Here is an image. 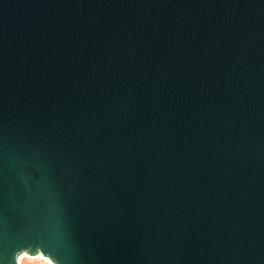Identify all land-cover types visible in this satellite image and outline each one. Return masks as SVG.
Listing matches in <instances>:
<instances>
[{"label": "water", "instance_id": "1", "mask_svg": "<svg viewBox=\"0 0 264 264\" xmlns=\"http://www.w3.org/2000/svg\"><path fill=\"white\" fill-rule=\"evenodd\" d=\"M264 264V0H0V264Z\"/></svg>", "mask_w": 264, "mask_h": 264}, {"label": "rangeland", "instance_id": "2", "mask_svg": "<svg viewBox=\"0 0 264 264\" xmlns=\"http://www.w3.org/2000/svg\"><path fill=\"white\" fill-rule=\"evenodd\" d=\"M19 256H22L19 264H53L48 258L43 257L42 255L39 256V254L32 256L21 253Z\"/></svg>", "mask_w": 264, "mask_h": 264}, {"label": "bare ground", "instance_id": "3", "mask_svg": "<svg viewBox=\"0 0 264 264\" xmlns=\"http://www.w3.org/2000/svg\"><path fill=\"white\" fill-rule=\"evenodd\" d=\"M39 256H41V255H39ZM21 258H22V256H19V257L17 258V260H18V264H19V261L21 260Z\"/></svg>", "mask_w": 264, "mask_h": 264}]
</instances>
